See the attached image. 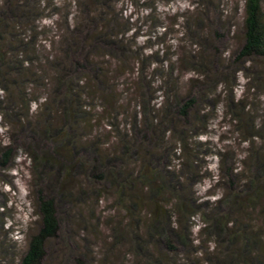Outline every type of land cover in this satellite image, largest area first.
I'll return each instance as SVG.
<instances>
[{
	"label": "trees",
	"instance_id": "trees-1",
	"mask_svg": "<svg viewBox=\"0 0 264 264\" xmlns=\"http://www.w3.org/2000/svg\"><path fill=\"white\" fill-rule=\"evenodd\" d=\"M33 1L35 0H0V61L7 60L3 63L7 67V73L3 72L0 64V90L2 91L0 93V116L3 118H7L8 114H17V110H15L17 96L21 99H28L27 96H30V93L23 89L24 84L22 83L26 74L32 78L36 75L35 70L32 69L39 67L42 62L41 54L45 56L44 62L48 60L52 66L57 60L52 53H34L35 57L32 58L25 56L26 51L37 52L39 46L41 49L47 48L48 51L55 52L56 38L58 37L55 32L47 44L36 43V37L41 32L38 30V26L40 20L44 18V10L51 7V10L55 11L57 7H55L56 1L53 2V0H50L52 3L47 0H38L37 4ZM201 1L204 0H194L196 5L193 6L192 11L182 17L183 36H188L192 46L189 54L173 53L172 56L175 54V57L170 56L165 61H161L160 65L157 64L158 66L150 74L146 73L143 67L138 68L137 63L136 66L134 65L136 59L139 58L138 54L135 55L130 71L128 68L127 76L136 73L137 82L141 83V86L136 90L134 86L136 82L129 76L124 80L122 89V92L127 95L128 104L134 107L130 129L123 128L115 121L106 122L108 129L103 137L107 140L103 141L102 133L95 132L92 139L87 141L83 132L89 127L92 132L93 123L91 122L92 117L88 118L86 115L91 114L94 106L92 103H83L81 100L82 97L90 95L88 90L90 86L85 82V77L79 74L83 64L74 66V69L69 73H67V68L59 65L46 82L39 84L44 90L50 87L49 96H44L39 103L42 115H46L50 107L55 106L56 110L61 111L60 119L63 122L54 125L51 122L41 133L50 139L56 138L55 145L48 151L37 145L30 152V169L33 175L31 192L35 195L34 212L39 218V222L31 234H27L25 248L23 247L20 253L21 257L13 261L16 262L15 264L43 263L46 258L47 242L58 237L61 229L57 200L60 198L72 200L73 195L66 194L65 184L69 180L79 178L77 170L85 169V167L90 172V177L101 185L91 183L89 190H82L89 198L98 196L99 199L102 194L106 195L109 192L120 196V202L125 211L123 221L120 226L114 225L109 228L115 243L119 242L121 238L127 239L126 235H128L129 241L134 243L137 251L151 250L149 248L151 243H156L158 249L160 245H163L164 249H168V252L176 251L179 245H189L191 249L189 256L185 257L186 264L188 262L190 264H264V109L261 105L248 104L245 95L236 99L232 93L225 104L229 108V120L237 132L240 143H247L248 146L241 159L232 155L230 164L226 162L228 149L224 146L210 152L217 158V168L222 171V176L215 178V184L222 188L221 196L217 201L214 203L208 200L201 201L198 203V207L201 209L196 212L198 210L195 204L196 198H192V193L183 194L181 190L182 182L186 181V183L192 184L205 173L206 168L203 171V167H197L196 164L199 161L197 155L206 153H200L197 149L200 145L199 142L188 141L187 132L191 131L189 127L186 131H182L181 124L167 126L170 116L177 113L178 116L182 114L184 118H189L191 111L197 109L198 98L206 106H211L208 99H213L218 86L223 85L222 91L224 92L227 88L224 80L215 82V78L220 75V72L218 73L217 67H215L214 59H217L216 55L221 56L218 53L215 55L210 53L212 57L209 58V55L204 53L208 49H216L214 44L212 48H209V42L215 40H212L211 36L215 38L214 35H217V32L213 29V24H207L210 8ZM73 2L76 7L75 19L72 18L69 23L68 15H66L67 20L63 28L65 33H68L72 27L73 29H76L78 25L82 27L84 29L82 34L84 45L79 48L75 46L74 40L70 41L67 37L62 36L68 42L66 48L68 53L61 54L63 56L59 54V57H62L64 61V56L70 55L71 62L73 56L80 55L90 63V61H94L90 55H100V60L92 65V71L97 75L104 70L105 64L110 63V58H115L125 64L127 61L123 58L128 56V52L132 48L125 36L127 30L116 28V26H122L119 22L120 18H118L122 16L121 10H115L116 0H76ZM36 8L41 9L43 13H38L39 10L37 11ZM205 8H208V11H204ZM242 8L244 11L242 19L243 44L235 53L236 64L264 59V0H244ZM28 13L31 19L26 23L31 25L29 30L31 29L33 33H26L20 41L24 44L23 46L30 45L31 47L21 46L13 49L12 46L16 42L14 31L20 23H23L19 17ZM80 13L86 15L87 18L80 17ZM77 19L80 20L79 24L74 26ZM58 29L60 30V28ZM131 32L134 33V30ZM5 46L9 47V51H13V53H8L11 56L3 53L2 49ZM97 46L111 48L120 46L124 53L118 57L116 53L112 52L95 53ZM205 46L208 47L207 50H205ZM139 50L136 53H139ZM83 51L89 54H79ZM142 60L143 58L139 61L142 62ZM184 61L190 64V70L200 74V78L190 80L191 88L185 92L186 94L179 91L178 75L175 76L176 72L180 70L176 65L185 66L182 64ZM62 63L60 62V64ZM23 64L27 65L23 67ZM88 66L89 64L86 65V67ZM236 71L239 73L242 69L239 68ZM75 73L76 77L73 79ZM155 76L159 79V84L156 86L154 85ZM256 76L261 77L257 82L258 86H251L252 81L250 82V79L247 78L249 81L242 82L243 88L247 87V90L256 88L261 91V95H264L263 76L255 73L253 77ZM41 77L43 78V76ZM199 79H202L203 83L214 81L215 85L212 89H205V92L201 91L196 94L195 90L198 88ZM50 80L54 81L53 86H51ZM233 83L236 85L235 82ZM10 84L16 87L19 94L12 91ZM105 96L114 101L115 105L112 110L115 111L107 107L106 109L109 112L112 111L111 114L115 119H117V115L126 116L125 114H128L127 110L125 112L116 110L118 96L116 97L114 94H105ZM40 97L32 98L31 101L37 102ZM102 98L105 103L103 96ZM262 105L264 107V104ZM119 106L122 107L123 104L119 103ZM206 106L201 112L196 110L197 117L205 115ZM8 109L11 112H8ZM94 110H99V105H96ZM258 111L260 113H257ZM68 121L69 123H67ZM2 123L3 119H0V124ZM102 123L103 120H101ZM72 124L74 125L70 128ZM79 125H81L80 128ZM148 126L152 130L154 138L158 141L160 139L161 142L165 140V144H169L167 143L168 139L165 138L166 135L171 134L174 137L173 144L158 146V153L155 156L146 150L143 153V156H154V161L159 163L161 157H167L163 153L165 147L171 149V152H168L170 155L168 167L163 170L161 178L155 175V170L150 169L145 160L140 159L141 164L136 172L137 177L128 175L130 174L129 169L124 170L123 164H119L128 155L135 158L140 154L139 146L141 145L137 146L133 141L136 135ZM67 127L71 130L70 132L65 131ZM89 133L86 132V134ZM125 136H129L130 140H127ZM83 137L85 141L80 143ZM98 137L100 141L95 142ZM115 137H117L116 143L109 142L112 138L115 140ZM113 144L114 146H112ZM11 150V146L5 147L3 159L0 161L2 165H6ZM82 150H86V158L79 156ZM142 151H144L143 148ZM173 166H177L178 172L172 168ZM194 177L196 178L194 179ZM133 180L136 181V186L139 188L135 184L131 185ZM106 184H110L112 189H106ZM117 191L119 192L117 193ZM74 197L76 200L79 198L77 195ZM81 202L82 200L76 205L79 206L82 204ZM86 202L85 204L88 205ZM204 209L215 215L213 221L208 220L207 212ZM146 211L147 213H145ZM71 212L75 215L76 211L71 209ZM143 215H145L144 218ZM198 215L203 218V222L201 221V225L197 224L199 238H194L192 237L193 229L196 226L194 220ZM111 222L109 219L106 223L107 226ZM84 225H92V222L88 221ZM77 258L73 259L77 264H84L81 259L77 260ZM166 259L164 258L163 264L167 263ZM71 261L69 263L73 264Z\"/></svg>",
	"mask_w": 264,
	"mask_h": 264
},
{
	"label": "rangeland",
	"instance_id": "rangeland-1",
	"mask_svg": "<svg viewBox=\"0 0 264 264\" xmlns=\"http://www.w3.org/2000/svg\"><path fill=\"white\" fill-rule=\"evenodd\" d=\"M37 1L38 0H35L33 3L37 4ZM47 1L52 3L50 0ZM64 1L65 0H53V2H55V7H57L56 10L52 11L51 7L44 10V18L40 20L38 26V30H41V32H39L36 37V43L44 45L47 44L50 38H53V33L56 32V37L57 35L58 37L56 38V48L54 46L55 52L48 51L47 48L41 49V46L37 47V52L32 50L25 52V56L31 58L35 57L34 53H52L57 60L52 66V63L48 62V60L44 62L45 56L41 54L42 62L38 68L32 69L33 71L35 70L34 72L36 75L32 78L29 74H26L25 80H23L22 83L24 84L23 89H26L25 91H28L30 96H27L28 99H21L17 96L16 104L14 103L17 105V107H15L17 114H8L6 116L7 118L0 116V119H3V123L0 124V161L3 159L5 147H12L11 155L6 165L0 163V264L16 263L13 261L21 257L20 253L23 247L25 248L24 245L27 234H31L32 230L39 222V218L34 212L33 203L35 195L31 192V178L33 179V175L30 169V152L36 148L37 145L42 147L45 151H48L55 145L56 138L50 139L41 133L51 122L53 125L63 122V120L60 119L62 115L61 111L56 110L54 108L55 106L53 108L50 107L46 115H42L39 103L43 100L44 96H49L50 87L44 90L39 84L44 83V81L46 82V80L54 74L59 65L64 66L65 69L67 68V73H69L74 69V66L83 64L79 74L85 77V82L90 86V89H88L90 95L89 97H82L81 100L83 103H92L94 107L99 105V110H94L93 107L91 114L86 115L88 118L92 117V132L89 127L84 130L83 134L87 138V141H89V139H92L91 137L95 132L102 133V140L104 141L106 138L103 136L104 133H107L106 131L108 129L106 122L115 121L120 124V126H123V128L127 127V129H130L131 123L133 122L134 107L128 104L127 95L122 92V89L124 88V80L126 77L129 78V76L135 80L136 83L134 86L136 90L141 86V83L137 82L136 73L127 76L128 68L130 71L135 55L138 54L139 58L136 59L134 65L136 66L137 63L138 68L143 67L146 73L150 74L154 68L160 65L161 61H165V59L170 56L175 57V54L172 56L173 53L189 54L192 49L191 41L188 39V36H183L184 26L182 17L187 15L189 11H192L194 8L193 6L196 5L194 0H116L115 10H121L122 13V16L118 17L120 18L119 22L122 26H116V28L127 30L125 36L128 38L132 50L128 52V56H124L123 59L127 61L125 64H122L121 61L119 62L115 58H110V63L105 64L103 67L104 70L97 75L92 71V65L100 60V55H90L94 60L93 62L90 61V63L86 62L80 55L73 56L71 62L69 59L70 55H67V57H65V55L64 61L62 57H59V54L68 53L66 51L68 42L64 40L62 36L67 37L70 41L74 40L75 46L79 48L84 45L82 42L84 29L79 27V19H77L74 24V26L78 25V27H76V29L72 27L68 33H65L63 27L67 20L66 15H68L69 23L72 18L75 19L74 14L76 7L73 1L76 0ZM202 3H205L210 8L207 24H213V29L217 32V35L214 33L215 38L211 36L212 40H215L209 42V48H212L214 44L216 49L207 50L208 47L205 46V50L207 51L204 53H207L209 58L212 57L210 53L214 55L218 53L221 56L219 57L216 55L215 57H217V59H214L215 67H217L218 73L220 72V75L215 78V82L224 80V84L227 87L226 92L222 91L223 85L218 86L213 99H208L211 106H206L203 104L202 100L195 97L198 102L196 106L200 112L205 106L207 107L206 110H204L205 115L203 117H197L195 113L196 109L195 111H191L189 118H184L182 114L181 116H178L177 113L173 114V116H170V122L167 124L168 127L170 125L175 126L181 124L182 131H186L187 127H189L191 131L187 132L189 136L188 141L199 142L200 145L197 149L200 153H206L205 155H197L199 161L196 164L197 167H203V171H205L204 168H206L205 175L202 174L201 177L198 178V181H193L192 184L186 183V181L182 182V193L187 195L192 193V198H196L195 204L197 205L196 208H198L196 212L201 209V207H198V203L203 200L214 203L222 193L220 185L215 184V178H218L220 175L222 176V171L217 168V158L210 152L224 146L228 149L226 162L230 164V161H232L231 156L233 155L236 156L237 159H241L245 148L248 146L247 143H240L237 132H235L234 126L229 120V108H227L225 104L230 94L232 93L236 99L241 98V95H245L248 104L253 105L254 103V105H261L264 109L262 105L264 104V95H261V91L256 88L247 90V87L246 89L243 88L242 83L244 81H249L247 79L249 78L250 82L252 81L250 84L251 86H258L257 82H259L261 77H253L255 73L263 76L264 80V59H256L255 61L249 62L245 61L243 64H236L234 61L235 53H237L243 44L242 19L244 11L242 7L244 0H204ZM36 9L37 11L39 10L38 13H43L41 9ZM204 11H208V8H205ZM76 15L79 16V14ZM81 16L87 18L84 14H81L80 17ZM19 18L23 23H20L14 31L16 34V42L12 46L13 49L20 48L24 45L20 40L26 33H33L31 29L29 30L31 25L26 23L31 19L30 14L20 15ZM58 28H60V30ZM131 30H134V33H132ZM7 36L8 39H10L9 35ZM28 46L30 45L23 47L28 48ZM138 49H140L139 53H136ZM2 50L4 51L3 53H13V51H9V47L7 46L3 47ZM103 51L104 53H116L117 57L118 55L122 56L123 54L121 53H124V50L120 46L114 48L109 46H97L95 53H103ZM79 54L86 55L89 53L83 51V53ZM8 56L11 55L8 54ZM142 58L143 60L140 62L139 60ZM6 61L7 60L0 61L4 73H7V67L3 64ZM60 62L63 63L60 64ZM88 64L89 66L86 67ZM121 64L122 66L120 67ZM182 64L185 66L176 65L177 69L180 70L176 72L175 76L178 75L177 82L179 91L186 94L185 92H188L191 88L192 83L190 80L197 77L200 78V74L194 70H190V64L188 62L186 63L184 61ZM26 65L27 64H23V67ZM116 67L119 68L116 69ZM239 68H241L242 71L238 73L236 69ZM17 69L20 68L17 67ZM38 75L43 76V78H40ZM75 75L76 73L71 77L75 79ZM7 76L10 77L9 75ZM154 78V85L156 86L159 84V79L156 78V76ZM199 80L198 88L195 90L196 94L201 91L205 92V89H212L215 85L214 81L203 83L202 79ZM53 82L54 81L50 80L51 86H53ZM233 82H235L236 85H234ZM11 89L13 92L18 93L15 86L11 85ZM103 89H106V91H103ZM1 92L0 90V93ZM116 93L120 95L118 96ZM105 94H114L116 97L118 96L116 110H124L123 112L127 110L126 112H128V114H125L126 116L117 115V119H115L111 114L112 111H115L112 110L115 105L114 101H112L110 97L105 96ZM39 96L41 97L37 102L31 101L32 98L35 99ZM102 96L104 97L105 103H103ZM119 103L123 104V106H119ZM106 107L112 111L109 112ZM8 112L11 111L8 109ZM257 113H260V111ZM100 119L103 120L102 124ZM186 121L189 122L187 123ZM67 123H69V121ZM73 125L74 124H72L70 128H72ZM81 125L78 127L80 128ZM65 131L70 132L71 130L67 127ZM86 132H90L91 134H86ZM125 137L127 140H130L129 136ZM165 138L168 139L167 143H174L172 142L174 141V137L171 136V134L166 135ZM116 140L117 137H115V140L113 138L110 139L109 142L113 141L116 143ZM80 141V143H83L85 141L84 137ZM99 141L100 138L98 137L95 142ZM133 142H135L137 146L141 145L139 146L140 154L137 156L138 158L128 155L125 159H122L119 164H123L124 170H127V168L129 169L130 174L128 175L137 177L136 172L138 166H140L141 160H145L149 168L155 170V175L161 178L163 170H165V167H168L171 149L165 147L163 153H165L167 157H161L159 163L154 161V156L158 153V146H167L169 144H165V140L161 142L160 139L159 141L155 139L149 126L143 128V131L136 135ZM114 144L112 146H114ZM142 148L144 151H142ZM145 150L146 152L152 153L154 156H143ZM79 156L86 158V150H82ZM172 168L178 172V169H176L177 166H173ZM77 172L79 178H76V180H69L65 184V189H67L66 194H72L73 201L68 198H60L57 200L61 229L58 233V237L47 242L46 258L42 264H70L69 261L71 260L73 264H77L73 260L76 257H78L79 260L81 259L84 264H163L165 262L164 258H167V263L165 264H171L172 262V264H186L185 257L186 255L189 256L191 249L189 245H179L176 251L168 252V249H164L163 245H160L158 249L156 243H151L149 245L151 250L137 251L134 243L129 241L128 235H126L127 239L121 238L119 242L115 243L114 239L111 237L112 231H110L109 228L114 225L120 226L123 221L125 211L122 208L120 196L116 195L114 192H109L106 195L102 194L99 199L98 196L89 198L82 190H89L91 188V183L94 185H100V183L90 177V172L87 171L86 167L85 169L77 170ZM195 178L196 177H194V179ZM134 184L136 186V181L133 180L131 185L134 186ZM136 187L139 188L138 186ZM105 188L112 189L110 184H106ZM118 192L119 191H117V193ZM75 195L79 197L77 200L74 197ZM81 200L82 204L77 206L76 204ZM85 201H87L86 203L88 205L85 204ZM71 209L76 211L75 215L71 212ZM205 211L207 212L206 215L208 220L213 221L215 215L210 211ZM145 213H147V211ZM145 215H143V218ZM200 215L196 216L194 220L196 224L192 232V237L194 238L198 237L197 224L201 225L203 222V218ZM109 219H111L112 222L107 226L106 223ZM80 221L82 224L79 223ZM88 221H91L92 225H84ZM151 252L155 254L153 255ZM156 257L159 258L157 259ZM187 264H190V262Z\"/></svg>",
	"mask_w": 264,
	"mask_h": 264
}]
</instances>
